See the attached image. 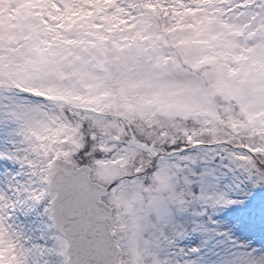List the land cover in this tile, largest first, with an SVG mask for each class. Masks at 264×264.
Here are the masks:
<instances>
[{
	"label": "snow or ice",
	"instance_id": "1",
	"mask_svg": "<svg viewBox=\"0 0 264 264\" xmlns=\"http://www.w3.org/2000/svg\"><path fill=\"white\" fill-rule=\"evenodd\" d=\"M0 264H264V0H0Z\"/></svg>",
	"mask_w": 264,
	"mask_h": 264
}]
</instances>
